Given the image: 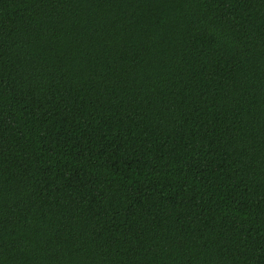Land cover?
I'll use <instances>...</instances> for the list:
<instances>
[{
	"label": "trees",
	"instance_id": "obj_1",
	"mask_svg": "<svg viewBox=\"0 0 264 264\" xmlns=\"http://www.w3.org/2000/svg\"><path fill=\"white\" fill-rule=\"evenodd\" d=\"M0 264H264V0H0Z\"/></svg>",
	"mask_w": 264,
	"mask_h": 264
}]
</instances>
